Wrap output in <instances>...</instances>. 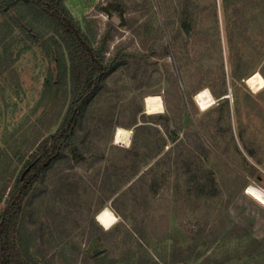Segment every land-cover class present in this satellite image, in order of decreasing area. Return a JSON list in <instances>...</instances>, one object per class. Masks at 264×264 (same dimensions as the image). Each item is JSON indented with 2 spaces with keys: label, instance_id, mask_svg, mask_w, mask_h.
Returning a JSON list of instances; mask_svg holds the SVG:
<instances>
[{
  "label": "rangeland",
  "instance_id": "rangeland-1",
  "mask_svg": "<svg viewBox=\"0 0 264 264\" xmlns=\"http://www.w3.org/2000/svg\"><path fill=\"white\" fill-rule=\"evenodd\" d=\"M66 4L106 62L119 66L83 118V159L57 165L30 195L22 235L36 257L44 264H264V206L246 193L264 188V89L245 82L264 74V0ZM186 7L191 25L182 21ZM6 42L0 191L37 137L50 133L39 122L50 62L25 35ZM203 89L215 98L206 111L195 100ZM149 95L162 97L164 113H146ZM118 126L133 131L130 147L114 144ZM105 207L118 218L110 229L96 219Z\"/></svg>",
  "mask_w": 264,
  "mask_h": 264
},
{
  "label": "trees",
  "instance_id": "trees-1",
  "mask_svg": "<svg viewBox=\"0 0 264 264\" xmlns=\"http://www.w3.org/2000/svg\"><path fill=\"white\" fill-rule=\"evenodd\" d=\"M66 1L0 0V44L18 32L39 46L50 62L40 99L46 108L39 117L50 133L42 140L37 137L36 148L21 158V170L11 174L0 191V264H44L22 235L30 195L57 165L83 159L78 141L83 118L119 66L106 62ZM182 14V21L191 25V10L186 7ZM51 108L57 111L49 114ZM254 245L263 248L258 241Z\"/></svg>",
  "mask_w": 264,
  "mask_h": 264
},
{
  "label": "bare ground",
  "instance_id": "bare-ground-1",
  "mask_svg": "<svg viewBox=\"0 0 264 264\" xmlns=\"http://www.w3.org/2000/svg\"><path fill=\"white\" fill-rule=\"evenodd\" d=\"M247 86L252 91H261L264 89V76L260 71L254 72L252 75L245 79ZM195 100L201 110L206 111L215 104V98L209 89L200 90L195 94ZM146 113L149 115H156L165 112V106L162 97L159 95H149L145 99ZM114 144L128 148L131 146L133 140V131L130 128L118 126L115 129L113 137ZM249 195L262 200L263 198L253 186H250L246 191ZM97 221L105 228H112L117 222L118 218L109 207L103 208L96 216Z\"/></svg>",
  "mask_w": 264,
  "mask_h": 264
},
{
  "label": "built area",
  "instance_id": "built-area-1",
  "mask_svg": "<svg viewBox=\"0 0 264 264\" xmlns=\"http://www.w3.org/2000/svg\"><path fill=\"white\" fill-rule=\"evenodd\" d=\"M259 193H261L260 194V196L263 198L262 200H260V199H258V198H256V197H254V195H250L251 197H253L255 200H257L259 203H261L263 206H264V188H262V187H258V186H256V187H254ZM247 190H248V188H247ZM246 190V191H247Z\"/></svg>",
  "mask_w": 264,
  "mask_h": 264
},
{
  "label": "water",
  "instance_id": "water-1",
  "mask_svg": "<svg viewBox=\"0 0 264 264\" xmlns=\"http://www.w3.org/2000/svg\"><path fill=\"white\" fill-rule=\"evenodd\" d=\"M116 20V19H115ZM117 21V20H116ZM185 30H186V32L187 33H189V27L188 26H185ZM99 253V251L98 250H95L94 251V255H96V254H98Z\"/></svg>",
  "mask_w": 264,
  "mask_h": 264
}]
</instances>
